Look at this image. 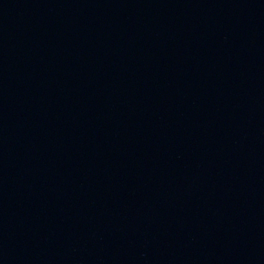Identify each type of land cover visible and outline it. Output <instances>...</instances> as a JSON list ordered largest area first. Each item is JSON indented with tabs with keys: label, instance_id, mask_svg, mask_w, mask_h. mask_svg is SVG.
<instances>
[{
	"label": "water",
	"instance_id": "water-1",
	"mask_svg": "<svg viewBox=\"0 0 264 264\" xmlns=\"http://www.w3.org/2000/svg\"><path fill=\"white\" fill-rule=\"evenodd\" d=\"M0 264H264V0H0Z\"/></svg>",
	"mask_w": 264,
	"mask_h": 264
}]
</instances>
